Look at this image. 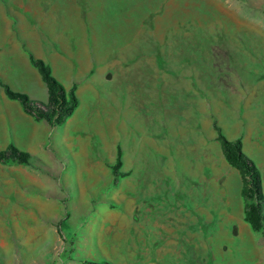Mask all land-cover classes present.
<instances>
[{
    "label": "rangeland",
    "instance_id": "374dc122",
    "mask_svg": "<svg viewBox=\"0 0 264 264\" xmlns=\"http://www.w3.org/2000/svg\"><path fill=\"white\" fill-rule=\"evenodd\" d=\"M218 132L264 197V0H0V264H264Z\"/></svg>",
    "mask_w": 264,
    "mask_h": 264
},
{
    "label": "trees",
    "instance_id": "16d2710c",
    "mask_svg": "<svg viewBox=\"0 0 264 264\" xmlns=\"http://www.w3.org/2000/svg\"><path fill=\"white\" fill-rule=\"evenodd\" d=\"M45 82L48 101L44 103L32 100L24 93L12 91L5 87L6 93L11 98L20 99L24 109L34 114L36 119H43L52 124H60L71 114L77 105V98L73 91L66 92L65 88L51 75L49 68L42 60L34 59ZM218 139L226 160L238 168L243 176V196L249 200L246 209V218L252 228L260 230L264 235V197L261 191L260 173L255 164L242 152L241 140L226 139L218 132ZM31 154L10 145L7 150L0 151V160L29 162Z\"/></svg>",
    "mask_w": 264,
    "mask_h": 264
},
{
    "label": "crops",
    "instance_id": "0c3cea01",
    "mask_svg": "<svg viewBox=\"0 0 264 264\" xmlns=\"http://www.w3.org/2000/svg\"><path fill=\"white\" fill-rule=\"evenodd\" d=\"M29 153V152H28ZM31 154V153H30ZM32 156V155H31ZM46 203V202H45ZM10 237V236H9ZM13 238H15L14 236H13Z\"/></svg>",
    "mask_w": 264,
    "mask_h": 264
}]
</instances>
